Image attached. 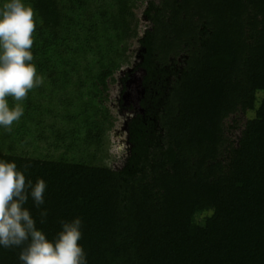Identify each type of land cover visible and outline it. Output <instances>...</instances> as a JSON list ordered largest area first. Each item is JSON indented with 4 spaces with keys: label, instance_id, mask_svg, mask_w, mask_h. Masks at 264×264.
Masks as SVG:
<instances>
[{
    "label": "trees",
    "instance_id": "obj_1",
    "mask_svg": "<svg viewBox=\"0 0 264 264\" xmlns=\"http://www.w3.org/2000/svg\"><path fill=\"white\" fill-rule=\"evenodd\" d=\"M24 2L42 83L9 98L23 115L0 127V159L46 182L45 203L25 205L37 227L52 238L81 218L88 264H264V0ZM181 57L158 140L136 120L127 166L105 164L118 74L143 68L150 86ZM252 111L231 138V119ZM20 251L0 247V264Z\"/></svg>",
    "mask_w": 264,
    "mask_h": 264
},
{
    "label": "clouds",
    "instance_id": "obj_2",
    "mask_svg": "<svg viewBox=\"0 0 264 264\" xmlns=\"http://www.w3.org/2000/svg\"><path fill=\"white\" fill-rule=\"evenodd\" d=\"M34 9L24 0H4L0 5V127L10 131L23 115L19 103L10 106L9 98L19 102L29 90L42 83L33 63ZM44 179L27 181L14 161L0 159V247H19L21 264H88L82 244V220L61 221L52 238L37 227L25 205L31 196L36 207L45 203ZM47 216V210L41 212Z\"/></svg>",
    "mask_w": 264,
    "mask_h": 264
},
{
    "label": "rangeland",
    "instance_id": "obj_3",
    "mask_svg": "<svg viewBox=\"0 0 264 264\" xmlns=\"http://www.w3.org/2000/svg\"><path fill=\"white\" fill-rule=\"evenodd\" d=\"M159 1V0H157ZM144 31L149 28L147 17L141 13ZM141 47L138 42L132 46V52L140 60ZM183 57L172 64L156 71L151 85L146 82V70L143 68L126 67L118 74V83L113 86L110 102L111 112L116 118V125L108 133L109 141L106 150L101 154L103 162L113 168L123 169L127 166L134 146L131 140V130L136 120L148 122L150 136L158 140L160 129L156 121V112L164 100L173 76L181 73ZM254 112L238 116V126H233L234 118L229 123L228 135L237 140L244 122L254 116Z\"/></svg>",
    "mask_w": 264,
    "mask_h": 264
}]
</instances>
